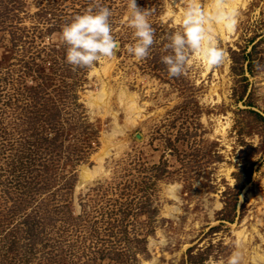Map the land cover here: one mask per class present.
Returning a JSON list of instances; mask_svg holds the SVG:
<instances>
[{"label": "rangeland", "instance_id": "1", "mask_svg": "<svg viewBox=\"0 0 264 264\" xmlns=\"http://www.w3.org/2000/svg\"><path fill=\"white\" fill-rule=\"evenodd\" d=\"M137 4L155 31L141 61L127 0H0V264H225L237 248L264 264V0L214 31L221 65L194 56L180 77L162 57L185 0ZM99 6L120 48L73 68L62 28ZM102 83L106 111L89 104Z\"/></svg>", "mask_w": 264, "mask_h": 264}, {"label": "clouds", "instance_id": "2", "mask_svg": "<svg viewBox=\"0 0 264 264\" xmlns=\"http://www.w3.org/2000/svg\"><path fill=\"white\" fill-rule=\"evenodd\" d=\"M185 3L180 28L169 37L165 46L170 54L162 57L169 77L185 75L194 56L208 69L221 65L224 50L218 44L213 29L220 26L226 32H233L238 24L239 11L231 6L230 0H210L207 7L202 0H185ZM127 8L129 15L125 19L134 30L135 37V43L127 50L141 61L150 54L155 43V31L148 19L150 13L141 8L137 0H127ZM111 16L112 11L107 6L89 8L62 28L61 39L67 45L68 64L73 68H91L102 57L112 58L116 54L120 43L112 33ZM159 243L166 245V237L159 238ZM225 264H245L244 252L239 248L232 251ZM257 264H261L259 259Z\"/></svg>", "mask_w": 264, "mask_h": 264}, {"label": "bare ground", "instance_id": "3", "mask_svg": "<svg viewBox=\"0 0 264 264\" xmlns=\"http://www.w3.org/2000/svg\"><path fill=\"white\" fill-rule=\"evenodd\" d=\"M239 1V0H230V3H231V6L234 7L236 2ZM210 3V1H209ZM209 3L206 5V7L209 5ZM223 28L220 27V26H216L213 31H217V30H222ZM220 33V32H219ZM106 63V62H105ZM105 67V66H104ZM107 68V67H106ZM207 68V67H206ZM97 71V70H96ZM95 71V72H96ZM103 71V70H102ZM105 72V71H104ZM107 72V71H106ZM105 72V73H106ZM97 74V73H95ZM97 77H98V74H97ZM109 92L105 89V86L104 84L102 83L101 84V87L100 89L94 93V95L91 97V99L89 100V104L90 106H92L93 108H96L98 111L102 108H104V110L106 111V98L108 96ZM124 97V94L122 93L119 97H120V100L122 101L123 100V97ZM89 99V98H88ZM128 105L125 106L126 110H127V121L129 122H133L134 121V116L132 117L130 115V113H135L136 112V106H135V102H133L132 100L131 101H128L126 102ZM105 113V112H104ZM106 145V144H105ZM104 149V148H103ZM106 149V148H105ZM100 155V154H99ZM98 166H100V164L98 163ZM98 166L96 167V169L92 170V171H89V170H84L82 172V175L84 177V180H87L88 178L92 177L93 173L96 171L97 172V169H98ZM100 172V171H99ZM95 174V173H94ZM94 176V175H93ZM147 263V262H146Z\"/></svg>", "mask_w": 264, "mask_h": 264}]
</instances>
